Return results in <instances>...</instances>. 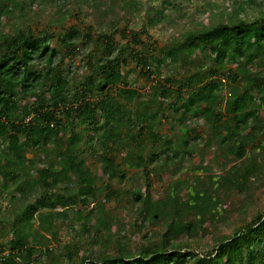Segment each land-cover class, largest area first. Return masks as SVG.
<instances>
[{
  "label": "trees",
  "instance_id": "obj_1",
  "mask_svg": "<svg viewBox=\"0 0 264 264\" xmlns=\"http://www.w3.org/2000/svg\"><path fill=\"white\" fill-rule=\"evenodd\" d=\"M56 1L0 0V264H264V207L201 248L264 171V0H206L161 45L160 9L135 28L115 6L136 0ZM210 146L231 164L187 170Z\"/></svg>",
  "mask_w": 264,
  "mask_h": 264
},
{
  "label": "rangeland",
  "instance_id": "obj_2",
  "mask_svg": "<svg viewBox=\"0 0 264 264\" xmlns=\"http://www.w3.org/2000/svg\"><path fill=\"white\" fill-rule=\"evenodd\" d=\"M138 1L139 7H133L132 5L128 6L129 12L125 10H121L118 5L115 6V10L119 11V20L120 23H124L127 21L128 25L130 27L139 28L142 23L145 22L146 16L148 15L149 18H157L159 15V9H160V17L159 21L155 24L147 26L148 33L151 34V42L157 41L158 45L166 43L171 37L172 32H174L175 23L185 22L187 20V16L183 15L184 12L190 11V14L192 15V18L195 19H201L203 17V13L201 12V8L205 5L206 0H176V4H171L170 2L172 0H136ZM218 1V0H217ZM221 2H224L226 0H220ZM54 2H57L54 0ZM96 6H93L91 3V0H87L86 3L83 5L84 9L86 10V15L90 16L93 14V12H97L99 9H103V6H105L103 3L106 4V0H95ZM151 7V9H150ZM47 8H53L57 11L58 14V5H54L52 3V7L47 5ZM96 8L95 10H93ZM147 8V11L145 9ZM189 8V9H188ZM143 37L146 39L145 35ZM147 40H149L147 38ZM77 66V67H76ZM128 66H134V63L131 62ZM73 69L76 72L81 73L83 71V66L81 65L80 58L76 57L72 64ZM130 67V78L133 80V78H137V84L136 86L142 89H147V84H144L143 78H140L136 76L135 69ZM127 73V71H125ZM164 72V70H163ZM145 85V86H144ZM145 87V88H144ZM264 114V111H263ZM199 123L201 122L198 120ZM198 128H201L198 126ZM204 138H207V135H204L203 137L196 138L197 141H202ZM203 143V142H202ZM202 143H200L199 148L202 147ZM196 148V152L192 153L191 155H188L186 157L185 163H186V169L188 170H194L195 166H202L203 164H209L211 171L221 173L224 168L228 167L231 164V161H228L227 157H223L221 155H216L217 152L215 151L214 146H210L208 148H202L199 149ZM215 154V156H214ZM28 156L32 155L31 152L27 154ZM85 159L87 162H92L93 157L91 155H88L87 153L84 154ZM201 155V158H200ZM221 156V157H220ZM263 165V163H262ZM198 171H201V169H198ZM166 173H163L162 178L165 177ZM182 173H179L178 175H181ZM140 177V176H139ZM153 184V193L157 194L161 186L166 184V180H158L157 178L152 179ZM140 185H142V181H140ZM251 185V197L250 201L248 203V206L245 207V215L240 214V208L239 206L244 205L243 202L246 200L245 198H242V195H236L235 193H229L227 196L224 197V201L221 204V209L225 213V218H222L219 216L217 219H214L212 223L209 222V224L206 225L205 235L202 239L203 242L208 243L207 246H203L201 248H204L207 250V248H211L214 244H216V240L219 235L221 234H228L232 231L234 225L237 223L239 224L241 220H247L248 218H251L255 211L261 207H264V171L259 174V176L255 179L250 180ZM0 202L2 207L9 206V202L5 197L0 198ZM95 202L92 201L91 205H93ZM112 206V202H107L105 204L106 208H110ZM118 213L120 212V215L124 217L125 219L128 216L127 209L123 208V206H118ZM228 209V210H227ZM164 219L160 218L154 223V227L158 229V227L164 225ZM71 232L62 227L59 230L60 236H64V234ZM128 235L131 237L132 241L134 243H141L145 241L143 237L141 236V233L134 231H128ZM157 237V236H156ZM191 247H194L192 245ZM95 248H98L97 246Z\"/></svg>",
  "mask_w": 264,
  "mask_h": 264
}]
</instances>
